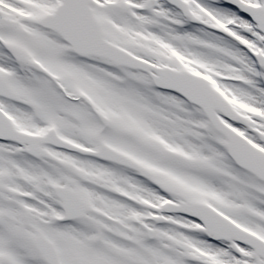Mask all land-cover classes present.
Wrapping results in <instances>:
<instances>
[{"label":"snow or ice","instance_id":"6c2138e0","mask_svg":"<svg viewBox=\"0 0 264 264\" xmlns=\"http://www.w3.org/2000/svg\"><path fill=\"white\" fill-rule=\"evenodd\" d=\"M0 264H264V0H0Z\"/></svg>","mask_w":264,"mask_h":264}]
</instances>
